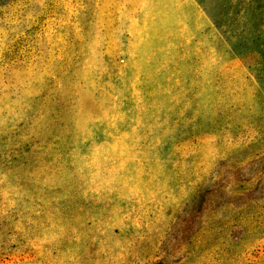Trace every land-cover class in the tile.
Returning <instances> with one entry per match:
<instances>
[{
	"label": "rangeland",
	"instance_id": "1",
	"mask_svg": "<svg viewBox=\"0 0 264 264\" xmlns=\"http://www.w3.org/2000/svg\"><path fill=\"white\" fill-rule=\"evenodd\" d=\"M0 264H264V0H0Z\"/></svg>",
	"mask_w": 264,
	"mask_h": 264
}]
</instances>
